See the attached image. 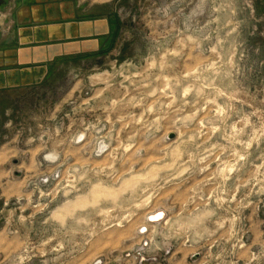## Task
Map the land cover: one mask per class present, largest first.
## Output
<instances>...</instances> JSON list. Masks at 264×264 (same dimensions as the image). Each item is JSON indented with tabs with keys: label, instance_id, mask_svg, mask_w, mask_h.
I'll return each mask as SVG.
<instances>
[{
	"label": "rangeland",
	"instance_id": "1",
	"mask_svg": "<svg viewBox=\"0 0 264 264\" xmlns=\"http://www.w3.org/2000/svg\"><path fill=\"white\" fill-rule=\"evenodd\" d=\"M87 1L117 16L112 49L0 92V264H264V0Z\"/></svg>",
	"mask_w": 264,
	"mask_h": 264
},
{
	"label": "crops",
	"instance_id": "2",
	"mask_svg": "<svg viewBox=\"0 0 264 264\" xmlns=\"http://www.w3.org/2000/svg\"><path fill=\"white\" fill-rule=\"evenodd\" d=\"M10 29L0 32V92L36 88L60 59L111 50L114 12L87 0H0Z\"/></svg>",
	"mask_w": 264,
	"mask_h": 264
},
{
	"label": "bare ground",
	"instance_id": "3",
	"mask_svg": "<svg viewBox=\"0 0 264 264\" xmlns=\"http://www.w3.org/2000/svg\"><path fill=\"white\" fill-rule=\"evenodd\" d=\"M141 180H143L142 176H132L128 179H125L119 186L120 188L118 190L110 189V188L102 187V186H94L89 192V195H86V197L77 198L76 201L66 204L62 208H59L57 212L55 211V215L59 217L63 215L64 213L71 211L72 209L78 208L86 203H89L90 201L91 202L96 201L102 197H114L118 194L126 192L129 189L134 188L138 184V182ZM163 216L164 215L162 213L155 211L153 213L147 214L145 219H148V223L154 224L158 221H161ZM142 228L143 230L140 233L144 234L146 232L147 226L140 227L138 231H140Z\"/></svg>",
	"mask_w": 264,
	"mask_h": 264
},
{
	"label": "built area",
	"instance_id": "4",
	"mask_svg": "<svg viewBox=\"0 0 264 264\" xmlns=\"http://www.w3.org/2000/svg\"><path fill=\"white\" fill-rule=\"evenodd\" d=\"M86 137H87L86 133L78 134L73 141V145L74 146L83 145L86 142ZM109 149L110 146L106 144L105 141H101L95 147L93 151V155L95 158H101L109 151ZM42 161L46 166H53L54 164L58 163V158H56L53 154H47L43 156ZM60 173L61 172L59 170V166L51 169V171L48 172V174L40 177L37 185L41 188H47L48 186H51L53 183L59 182L61 180Z\"/></svg>",
	"mask_w": 264,
	"mask_h": 264
},
{
	"label": "water",
	"instance_id": "5",
	"mask_svg": "<svg viewBox=\"0 0 264 264\" xmlns=\"http://www.w3.org/2000/svg\"><path fill=\"white\" fill-rule=\"evenodd\" d=\"M170 138H173V136H171ZM143 230V229H142ZM141 230V231H142ZM95 264H101V262L100 261H97Z\"/></svg>",
	"mask_w": 264,
	"mask_h": 264
}]
</instances>
